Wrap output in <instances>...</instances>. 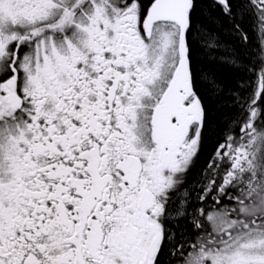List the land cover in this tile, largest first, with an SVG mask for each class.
Wrapping results in <instances>:
<instances>
[{"label": "snow or ice", "instance_id": "snow-or-ice-1", "mask_svg": "<svg viewBox=\"0 0 264 264\" xmlns=\"http://www.w3.org/2000/svg\"><path fill=\"white\" fill-rule=\"evenodd\" d=\"M0 264H264V0H0Z\"/></svg>", "mask_w": 264, "mask_h": 264}]
</instances>
